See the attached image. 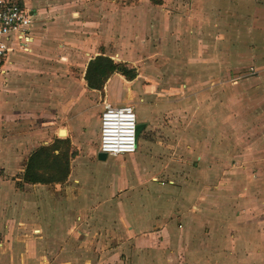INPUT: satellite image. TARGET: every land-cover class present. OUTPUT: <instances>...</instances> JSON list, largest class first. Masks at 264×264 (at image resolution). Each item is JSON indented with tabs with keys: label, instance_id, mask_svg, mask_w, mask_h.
<instances>
[{
	"label": "crops",
	"instance_id": "obj_1",
	"mask_svg": "<svg viewBox=\"0 0 264 264\" xmlns=\"http://www.w3.org/2000/svg\"><path fill=\"white\" fill-rule=\"evenodd\" d=\"M23 3L34 13L27 48L0 64V264H264V0H201L175 15L119 0ZM207 37L222 47L201 48ZM230 40L256 66L235 60L228 78ZM100 55L139 72L110 75L104 100L129 103L118 93L130 82L131 104L145 109L144 152L98 158L85 90L100 91L85 75ZM41 147L52 150L39 169L49 180H26ZM202 162L203 172L190 167ZM200 240L203 252L191 251Z\"/></svg>",
	"mask_w": 264,
	"mask_h": 264
},
{
	"label": "rangeland",
	"instance_id": "obj_2",
	"mask_svg": "<svg viewBox=\"0 0 264 264\" xmlns=\"http://www.w3.org/2000/svg\"><path fill=\"white\" fill-rule=\"evenodd\" d=\"M193 1L195 2L194 4H193ZM198 1L200 2L201 0H147V1H145V0H119V2L122 3V5H121L122 7H125L126 5H131V4H133V6L138 5L139 8L142 9L143 11H146V12L148 11L149 15H175V14L179 13V11H181L184 14L185 13V8L189 7V10H190V8L192 10V8L195 6V4L198 3ZM233 9L235 11H241L242 12L241 9H236L235 7H233ZM190 13H192V12L187 13V15H189ZM170 31H172V29H167V32H170ZM213 33H214V31H213ZM244 35H245V38H246V40H244V41H246L245 45H247V41H250V40H248V36L245 33H244ZM167 37L169 38V34L166 35V39H167ZM235 37L237 38V36H235ZM229 38H230V36H229ZM201 39H202V37H201ZM237 39H239V38H237ZM215 40L216 39L213 38L212 46H205L207 44L205 42L209 41L208 37L206 39L200 40L199 42L202 45L200 47L201 48H205V49L218 50V49H220L222 47V44L221 45L216 44ZM217 41H225V40L224 39H222V40L218 39ZM230 42H231V40L229 41V48L227 50L228 53H230L228 55L229 67H230L228 69V71H227V77L228 78L233 77L234 74H235V71H237V67H235L236 65L234 66V63L236 61H239V60L243 59L245 67L256 66V65H253L254 62H253L252 57H254V55L250 51H248L247 49H244V48H247V47H244L243 48L244 50L239 49V50L233 51L231 49L232 46L230 45ZM249 43H252V41H250ZM226 44H227V42H226ZM236 45L237 44L234 43V46H236ZM249 46H250V44H249ZM263 46H264V44H263ZM165 48H166V50H165L166 55H171V52H169V51H172V50L169 49L168 46H165ZM199 53L202 54V58L200 60H198V61L197 60H187V62L191 63V62H194V61H197V62H199V61L202 62L203 60L205 61V59H206L205 54H207V53H203L202 51L199 52ZM262 55H264V54H262ZM216 57H217V59H219V56H216ZM157 59H162L161 55L157 56ZM213 59H215V58L211 59L212 62H214V63L217 62V61H215ZM118 62H120V61H118ZM155 62H157V61H155ZM167 63H168V65L173 66L172 58L169 61H167ZM251 63H253V64H251ZM161 71L165 73V77H164L165 79H167V80L174 79L173 78L175 76L174 72L169 67H166V68L162 69ZM219 72H220L219 70L216 71V73H219ZM184 73L185 74L182 75V78L187 77L190 74L188 70L184 71ZM137 74H139V72H137ZM156 76L157 75H154V73H153V76H151V77L149 76V78H151L153 80V78L156 77ZM140 79H142V78H140ZM152 82L151 81L150 82H145L144 84L152 85L153 84ZM182 83H184V82H182ZM169 84L170 83L166 82V83H164V85H157V88H156V86H152L149 89H153V91H156V90L158 91V90L161 89V87H165V88L167 87L168 88ZM130 85H131L130 82H126V87H124L123 89H120V91L118 93L119 94L118 98H120V99L123 98V100H127L126 102H129V103H131V101H132L131 100V94H130L131 93ZM104 88L102 90H98V91H100V94H95L94 92H91L89 90H85V97L88 98V100H87L88 104H87L86 110H85L86 111V120H87L86 122L88 123V128L95 127V131H96V134L98 132V136H99L100 129H99V124H97L96 121H98V116L101 113V110L103 108L104 102H108V101L104 100V98L106 96ZM143 108L144 107L141 104L139 106L138 105L136 106V113H137V118H138L139 124H140V122H141V124L144 123V118L146 116L145 115V109H143ZM62 134L64 135L65 132L63 131ZM146 134H147V131L143 128V130L139 133L137 152H140V149L142 147H143L142 148V152L145 151V147L147 146V144H146L147 135ZM148 134L150 135V133H148ZM90 139H91V142L93 143L94 146H96V147L99 146V141L96 138L95 134H94V136L91 135ZM219 152H220V149L214 148V153L218 154ZM126 157L128 158V155ZM109 159H111V157H109ZM94 160H95V163L98 166H102L103 168H106V169L109 168L110 169L111 167H113V165L112 166L108 165L110 160L101 161V160H98V158H94ZM177 166H179V165H174L175 168H177ZM190 167L196 168V169H198V170L203 172V171H205L204 169H207V167H209V164H206V163L202 162L200 165H190ZM212 177H213V179H216V180H214V183L215 182L216 183H220L221 182V177H222L221 174H219L218 177H217V175H213ZM201 182H202L201 185L203 186V184L205 182L204 181H201ZM229 182L235 184L234 188H236L235 179H234V182H233V180H231ZM224 185H226V183ZM208 188L212 189L213 187L209 186ZM229 189H230V191H234L235 190V189H232L231 186L228 188V190ZM190 197L191 196H186V197L182 198V200H184V202H185V205H189L190 202H188V201H190ZM185 199H186V201H185ZM184 211H186V210H184ZM233 215H236V213L233 212ZM203 220L204 219L202 218V220L199 221V222H202ZM190 246H191V251L195 250L197 253H202L203 252L202 250L204 249V247L206 248V243H205L204 240H200L197 243H194V244H192ZM202 258H204V257H202ZM200 261L201 262H197V263H199V264H207L206 259L200 260ZM250 263L253 264V262H251V261H250ZM181 264H194V260L189 258V259L183 261ZM224 264H228V261H225Z\"/></svg>",
	"mask_w": 264,
	"mask_h": 264
},
{
	"label": "built area",
	"instance_id": "obj_3",
	"mask_svg": "<svg viewBox=\"0 0 264 264\" xmlns=\"http://www.w3.org/2000/svg\"><path fill=\"white\" fill-rule=\"evenodd\" d=\"M33 16L23 0H0V64L12 51L27 48V32ZM12 33L18 35L14 42L8 41ZM138 124L133 104L104 102L100 115V151L110 156L136 152Z\"/></svg>",
	"mask_w": 264,
	"mask_h": 264
},
{
	"label": "trees",
	"instance_id": "obj_4",
	"mask_svg": "<svg viewBox=\"0 0 264 264\" xmlns=\"http://www.w3.org/2000/svg\"><path fill=\"white\" fill-rule=\"evenodd\" d=\"M114 72L121 73L128 80H132L137 76V71L134 68H129L125 63H115L111 58L100 55L92 59L86 70L85 79L87 81V86L91 89L102 90L106 84L107 79ZM51 147H41L38 149L29 159L24 178L26 180H39V181H48L42 176V173L39 172L40 168H44L45 159L49 157V152H51ZM57 160L60 156L55 155ZM69 165L67 166V170ZM55 169V161L52 167V170ZM53 181V179H52Z\"/></svg>",
	"mask_w": 264,
	"mask_h": 264
},
{
	"label": "water",
	"instance_id": "obj_5",
	"mask_svg": "<svg viewBox=\"0 0 264 264\" xmlns=\"http://www.w3.org/2000/svg\"><path fill=\"white\" fill-rule=\"evenodd\" d=\"M144 128L143 124L137 125V136L139 135L140 131ZM108 157V153L100 151L98 153V158L101 160H105Z\"/></svg>",
	"mask_w": 264,
	"mask_h": 264
}]
</instances>
